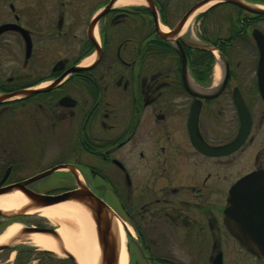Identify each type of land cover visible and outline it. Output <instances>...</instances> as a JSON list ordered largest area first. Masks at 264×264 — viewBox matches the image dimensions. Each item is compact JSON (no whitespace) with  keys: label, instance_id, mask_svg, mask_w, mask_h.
<instances>
[{"label":"flooded vegetation","instance_id":"af4514ba","mask_svg":"<svg viewBox=\"0 0 264 264\" xmlns=\"http://www.w3.org/2000/svg\"><path fill=\"white\" fill-rule=\"evenodd\" d=\"M111 1L0 0V27L26 32L0 33V95L17 94L0 103V188L47 172L24 189L53 196L84 186L123 222L128 254L134 249L145 264H195L175 258L186 255L251 264L227 262L233 249L264 264L224 215L243 178L257 174L264 186V68L253 37L264 38V16L205 0L212 4L162 39L158 32H173L204 0H151L155 17L145 0ZM246 43L256 59H237L235 46ZM239 107L249 116L240 145ZM251 196L264 206V187ZM15 224L58 228L38 215L0 216V237ZM19 231L0 244V264H78L60 236H48L56 253Z\"/></svg>","mask_w":264,"mask_h":264},{"label":"water","instance_id":"95a60500","mask_svg":"<svg viewBox=\"0 0 264 264\" xmlns=\"http://www.w3.org/2000/svg\"><path fill=\"white\" fill-rule=\"evenodd\" d=\"M115 0L110 2V5ZM147 5L149 6V10L152 15L155 17V11L153 9V3L151 0H145ZM221 2H225L228 4L235 5L242 10L247 11L248 13L254 15L264 16V7L258 5H250L241 0H218ZM208 1H201L194 5L182 18L177 28L169 33L164 34L158 32V35L162 39H171L174 34L179 32L180 28L187 21V19L198 10L200 7L204 6ZM109 5V6H110ZM106 12L103 11L94 22L102 16ZM7 28H13L14 30H18L21 32L26 38V32L16 26H2L0 27V33ZM156 30L157 26H156ZM253 37L256 41V46L259 52L260 65L264 68V38L261 36L259 32L254 31ZM27 39V46L28 45ZM198 48L199 47H195ZM205 49V47H202ZM180 59H186L183 50L180 48L179 50ZM30 91L22 92L23 96L29 94ZM17 94L12 95H0V103L10 102L12 101ZM194 111V110H193ZM198 109H196L193 113V118L196 119V114ZM239 113L242 120L241 133L236 141L238 145H240L245 136L247 134V130L249 127V116L246 111L242 110L239 107ZM195 123V122H194ZM193 134L194 142L197 145L199 150H204L203 146L200 143H196V134L195 128L193 132H191V136ZM222 149H209L205 147V151L207 152H221ZM47 173L41 174L39 176H35L30 180L25 181L24 183L14 184L11 186H7L4 188H0V196L12 191L19 192L23 195L28 201L29 205L20 208L19 210L12 213H3L0 211V216L6 217L9 219L17 218L20 215L24 216H33L36 214H28V211L31 209H40V208H48L52 206H56L61 203L66 202H79L81 203L89 212L91 219L95 225V238L96 244L99 250V264H117V247L118 241L116 237V233L113 227V219L118 220L121 223V226L124 231L123 222L114 214V212L99 198L93 195L87 188L84 186H79L76 190L60 193L57 195H46L35 193L29 190L24 189V185L30 182H33L43 176L47 175ZM260 176L257 174H251L245 178H243L231 191L230 196L228 198L227 206L224 211V215L227 221V226L230 228L232 232L237 235V239L239 243L249 251L253 256H255L259 261L264 263V206H256L253 205V197L252 192L258 188H262L264 186H260L259 183ZM4 180L1 182V184ZM59 236L57 231L52 230H42L39 228H28L19 231V234L23 236H29L33 233H39L45 236H51L52 233ZM72 257L71 255L67 254ZM73 258V257H72Z\"/></svg>","mask_w":264,"mask_h":264},{"label":"bare ground","instance_id":"6f19581e","mask_svg":"<svg viewBox=\"0 0 264 264\" xmlns=\"http://www.w3.org/2000/svg\"><path fill=\"white\" fill-rule=\"evenodd\" d=\"M142 0H117L115 6L141 5ZM212 4H206L199 8L188 20L184 29L189 25L192 17L201 11H204ZM263 7V6H262ZM166 32L165 27H161ZM218 68L215 69L214 77H218ZM29 205V201L19 192L12 191L0 196V211L3 213H12L20 208ZM28 214H36L47 219L52 224L58 226L57 233L63 241L65 248L74 256L78 264H99V250L95 238V225L87 209L79 202H66L56 206L40 209H31ZM113 227L116 233L117 264H128V254L126 249V238L118 220L113 219ZM20 229V225L10 226L0 237V244L6 243ZM27 239L35 247L58 252L55 242L48 236L33 233Z\"/></svg>","mask_w":264,"mask_h":264},{"label":"rangeland","instance_id":"374dc122","mask_svg":"<svg viewBox=\"0 0 264 264\" xmlns=\"http://www.w3.org/2000/svg\"><path fill=\"white\" fill-rule=\"evenodd\" d=\"M260 6H264V3L258 4ZM194 37L193 40H197V34H198V26L195 23L194 28ZM235 51L238 53L237 59H256V52L255 49L252 47V45L244 44V46H235ZM212 241H208L209 247L211 245ZM179 260H182L187 263H195V264H205L207 261V255H201V256H177L175 257ZM227 262H241V263H251L254 264L255 261L253 259H250L246 257L241 251H235L234 249L231 251H228V255H226ZM236 258V259H235ZM145 257L139 254H136L135 250L132 249L128 254V264H145Z\"/></svg>","mask_w":264,"mask_h":264},{"label":"trees","instance_id":"16d2710c","mask_svg":"<svg viewBox=\"0 0 264 264\" xmlns=\"http://www.w3.org/2000/svg\"><path fill=\"white\" fill-rule=\"evenodd\" d=\"M192 55H195V57H198L199 55L202 56V54H200L199 51H195V52H193ZM203 57H205L204 59H210V60L208 61V64H209V65L205 68V82H206V80H207V76H208V74H209V72H210V70H211V64H212V59H213V57H212V55H210V54H206V55L203 56Z\"/></svg>","mask_w":264,"mask_h":264}]
</instances>
